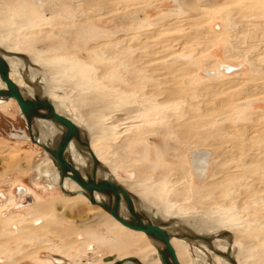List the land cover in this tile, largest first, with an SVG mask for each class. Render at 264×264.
<instances>
[{
	"label": "rangeland",
	"instance_id": "1",
	"mask_svg": "<svg viewBox=\"0 0 264 264\" xmlns=\"http://www.w3.org/2000/svg\"><path fill=\"white\" fill-rule=\"evenodd\" d=\"M94 1L0 0V45L50 68L52 98L64 99L65 106L58 104L74 119L83 117L80 122L97 125L99 133L108 129L92 145L118 178L127 181L131 174L142 189L151 185L167 214L207 211L215 212L209 218L215 220V210L222 212L223 228L237 231L238 263L264 264V0H211L213 10L199 24V16L176 0ZM224 64L241 71L222 73ZM18 109L11 103L0 110L4 264H51L46 258L53 253L76 264H101L105 252L153 256L155 247L143 234L113 226L103 211L91 215L86 203L39 178L37 167L47 155L30 140L15 139L25 131ZM120 119L117 133L108 125ZM203 158L202 179L214 176L196 196L190 185L203 182L196 167ZM163 173H169L165 180L179 173L184 178L167 191L170 184L159 182ZM20 188L30 193L20 197ZM8 199L34 206L16 211ZM37 224L41 229L34 233L14 232Z\"/></svg>",
	"mask_w": 264,
	"mask_h": 264
},
{
	"label": "bare ground",
	"instance_id": "2",
	"mask_svg": "<svg viewBox=\"0 0 264 264\" xmlns=\"http://www.w3.org/2000/svg\"><path fill=\"white\" fill-rule=\"evenodd\" d=\"M87 1H88V3L90 2V3H94V5H97V3H95L94 0H87ZM176 1L181 4V7L183 10L190 12V13H193V15H195L194 17L199 16V18H195V23H197V24L206 22L205 16L208 15L209 12L211 10H213V8H214L213 2H210L211 0L204 1V2H200L199 0H176ZM177 11H179V10H177ZM230 13H231V11L229 10V14ZM201 17H202V19H201ZM229 28L231 29V27H229ZM256 28H259V26H256ZM260 28L264 29V26L262 25V26H260ZM249 34H248L249 36L253 37L254 33H249ZM217 35H220L221 37H225V35L222 36V34H217ZM252 39H255V38H252ZM230 44L232 45V49L238 48L237 47L238 43L236 44L235 40H232L230 42ZM227 52L230 53V52H232V50L228 49ZM236 52L240 53V51H238V50ZM236 54H233L232 56H237V57L240 56V55H238V54L236 55ZM0 56L8 63V65L10 67V77H11L12 81L20 89V91L24 97L35 99L37 97L46 96L55 105L56 110L60 115L68 117L69 119L74 121L77 125H79L87 133L89 140H90V145H92V142H93L92 139L99 137L101 133L104 134L108 130V129L106 130V128L104 126L102 128L103 131L101 133H99V131H97V129H96L97 125L95 126V124H92V123L89 124V122L84 124L86 121L84 123H81V122H83V119H84L83 117H80V121H81L80 122L79 120L74 119L69 113H67L64 109H62L60 107L58 102L62 103V105H64L65 102H64V99L62 100L59 98L56 101L52 98V93H54V89H52V87L50 86V76H51V72H50L51 69L50 68H47V67L41 65V63L33 61L32 57H30L28 54L16 53L14 51L5 49L1 45H0ZM227 56H229V55H227ZM249 64H250L251 68H253L254 72H256L258 70L254 61L249 60ZM230 66H233V65H225L224 64V65L220 66V69L223 67H230ZM53 67H56V66L53 65ZM63 67H64V65H63ZM57 75H59V73ZM6 89H7L6 83L4 81H2V79L0 78V90H6ZM248 92H249V94H256V92H254L253 90H249ZM9 101H11V100H9ZM0 102L4 103V104L0 103V109L5 110L6 106L8 105L5 103H8V101H5L4 99L0 98ZM158 106L161 107V104L159 103ZM18 111L20 112V115L24 119V122L26 125V119L22 115L20 108ZM136 111H141V109L137 108L134 110H127V111H124L122 113V115H129L130 116L132 113H134ZM123 120H125V119L115 120L113 122H110L108 126L116 128V130L118 131L117 133H119V132H121V128H120L121 126H119L118 123L123 121ZM106 127H107V125H106ZM38 128L40 131V137H41L42 142L47 143L48 145H50L53 148H55L59 144L60 140L63 137H65L67 135V132H68V130L64 126L57 125V124H54L50 121H45V120H39L38 121ZM15 139L22 140V141H28V140H30V135L26 134V133L24 135H16ZM202 141H205V139H202L201 142ZM217 146H215L216 150H218L220 152L223 151L222 150L223 147L220 148L219 144H217ZM91 148H92V151L94 152V154L97 156V158L109 169V172L105 174V180L108 181L112 178V179L116 180L117 182H119L124 187H126L129 191L134 193L140 199L143 209L147 213L152 215L154 221H156L160 225L168 224V225H171L172 227H188V228L192 229L193 231H195L196 233L211 239L213 241L215 250L221 251L224 253L229 252L231 254L232 258L237 261V255H236V250H235V246H234L235 241L237 240V231L234 229H230V228H227L228 230L223 228L224 227L223 226V224H224L223 220L225 218L223 217L222 212L218 213L217 210H215L217 215H218V216L215 215L216 216L215 220H209L210 216H212L215 212L212 213V212L203 211L202 213L196 214V215L195 214L194 215L167 214V213H165L166 210H168L165 208L166 205L164 203L157 202L155 195L154 196L152 195L153 194L152 192H154V190H152L153 187L151 185H149L147 187V188L150 187V189H147V188L142 189V182L141 181H139L138 183H137V181L134 182V180L132 179L133 176L131 174L128 175L129 179H127V181L119 179L118 177H116L114 175V173L109 168L112 166L108 165L106 162H104L102 159H100L98 153L93 148V145L91 146ZM68 154L78 168H80V169L87 168L89 170L92 169L93 163H92L90 155L88 153L84 154L80 150V148L78 147L77 143L73 142L70 145V149L68 151ZM45 155H47V154L45 153ZM0 158L2 160V157H0ZM214 159L212 158L209 163H212ZM51 160L52 159L50 156H48V155L45 156V159L43 160L42 164L39 165V167H37L36 171H37L39 177H44L48 181L47 183L50 185L49 186L50 188L54 189L56 186H58L60 188V186H59L60 176H59V172H58V166L53 160L52 161ZM54 167L56 169V172H55ZM12 169H13V167H12ZM166 176H169V173H163L159 178V182H161L162 184L164 182H168V184H170V187L168 185V188L167 187H165V188L167 189V191H170V190H172L173 186H175L174 185L175 182L172 181L171 177H168L165 180L164 177H166ZM213 176H214V174L212 173L211 179H213ZM208 179L211 180L210 177L208 176L206 182H208ZM177 181H179V180H177ZM64 187L66 189L72 190V192H74L73 190H76V191L78 190L77 186L72 181H70L69 179L65 180ZM196 188H195L196 190H194V193L197 196L199 194V192L202 191L201 190L202 188L201 187H196ZM66 191L70 192L68 190H66ZM156 195H158V194H156ZM71 198H74V197H71ZM74 199H79L82 203H86V205L88 206L87 207L88 211L90 213H94V214L95 213L96 214L101 213V208L91 205L89 203V201L86 200V198L84 196L78 195V197L74 198ZM87 201L89 204L87 203ZM12 203L13 202L10 201L9 205H12ZM83 209H85V208H82L81 210H83ZM69 210H71V209H69ZM38 214L39 213H37L36 215H38ZM85 214H88V212H85ZM109 222L113 226H119L121 229H125L126 231H128L131 234L132 233L135 235L137 233L140 235L143 234L146 238L145 243H147V244L151 243V241L147 238V236L144 233H140V232L130 230V229L122 226L119 222H117L112 217L109 219ZM40 227H41V225H40ZM40 227L39 228H31V229L34 233L35 231L41 229ZM27 229H29V230H27ZM23 232H29L30 233L31 232L30 227L29 228L27 227L26 229L22 228V233ZM172 245L174 246V248L176 250V253L178 255V259H179L181 264H230V262L228 260L220 257L214 251V249H211L207 245H205L201 242H198V241L190 242L187 240L174 238V239H172ZM140 247L142 248V247H144V245L143 246L141 245ZM191 252L195 253V255H196L195 261L192 258H190L189 253H191ZM153 253H154V255L151 257L148 256L149 254L134 256V257L140 259L143 264H161L156 248H154ZM110 257L116 258L118 260V258L116 256H110ZM106 258H104L103 260H105ZM189 258H190V261H189ZM98 261L100 264V259ZM238 262L239 261H237V263ZM101 264H103V263L101 262ZM107 264H110V263H107ZM127 264H132V263H127Z\"/></svg>",
	"mask_w": 264,
	"mask_h": 264
},
{
	"label": "water",
	"instance_id": "3",
	"mask_svg": "<svg viewBox=\"0 0 264 264\" xmlns=\"http://www.w3.org/2000/svg\"><path fill=\"white\" fill-rule=\"evenodd\" d=\"M0 78L6 83L7 89L0 90V98L5 101L15 100L22 115L26 119V129L32 143L42 148L45 153L57 164L60 176V188L65 196H84L91 205L100 207L105 213L114 218L122 226L140 233H144L158 252L161 264H181L172 239H183L190 242H201L230 264H238L229 252L215 250L213 241L200 235L188 227H172L168 224L160 225L147 213L140 199L126 187L114 179L105 180L109 169L97 158L92 151L87 133L74 121L60 115L55 105L46 97L35 99L26 98L10 77V67L0 56ZM47 113V114H46ZM50 121L64 126L68 132L59 144L53 148L42 142L38 121ZM75 142L84 154H89L93 163L92 169L78 168L68 154L70 145ZM66 179L72 181L78 188L75 192H67L64 187ZM226 234V233H225ZM91 257V256H90ZM105 263L112 264H143L136 257L117 260L107 257Z\"/></svg>",
	"mask_w": 264,
	"mask_h": 264
},
{
	"label": "flooded vegetation",
	"instance_id": "4",
	"mask_svg": "<svg viewBox=\"0 0 264 264\" xmlns=\"http://www.w3.org/2000/svg\"><path fill=\"white\" fill-rule=\"evenodd\" d=\"M219 69H220V67H219ZM221 70V69H220ZM3 81V80H2ZM34 97V96H33ZM1 104H4V103H2V102H0ZM15 104V105H17L18 106V104L16 103V101H14V100H11V101H8V103H5V104H8L7 106H6V108L10 105V104ZM19 108V107H18ZM1 110V109H0ZM19 110V109H18ZM1 111H4V110H1ZM18 114H19V116H20V118L23 120V122H24V119L21 117V115H20V112L18 111ZM24 125H25V122H24ZM29 134V132H28V130L26 129V125H25V131H23V135L24 134ZM15 135H22V133L21 134H15ZM201 158V157H200ZM207 164H208V159L207 158H203L202 160L200 159V162L197 164L198 166H196V167H200L199 168V173L197 174L200 178H199V180H201V181H203V182H201V184L200 185H191V187H194V188H196V187H199V186H202L205 182H206V180H207V178L205 179H202L204 176H205V174H206V166H207ZM54 169H55V167H54ZM55 172H56V169H55ZM114 175L115 176H117L116 175V172L114 171ZM118 177V176H117ZM40 178V177H39ZM120 179V178H119ZM47 181V180H46ZM48 182V181H47ZM46 189V188H45ZM52 189V188H51ZM66 189V188H65ZM52 190H56V191H59L62 195H63V192H62V190L58 187V186H56L54 189H52ZM66 190H68V191H70V192H72V190H70V189H66ZM74 192L76 191V190H73ZM28 193H30V190H25L24 188H20V189H18V196H20V197H23V196H25L26 194H28ZM78 197V196H77ZM77 197H74V198H77ZM4 199H6L5 197H4V194L3 193H1L0 192V211H2L3 210V208H4ZM87 200V199H86ZM10 199H8V201H7V203H6V205H8L9 206V208L10 207H12L11 209H15L16 211H20V210H23L24 208H31V207H33L34 205L33 204H25V202H18L17 201V199H15V202H13L12 203V205H9L10 204ZM9 203V204H8ZM87 203H88V201H87ZM89 204V203H88ZM101 213H102V209H101ZM100 213V214H101ZM91 214H94V213H91ZM96 214V213H95ZM12 215V213L10 214H8V215H3V220L4 219H9V217ZM5 217V218H4ZM111 218V217H110ZM23 221V220H22ZM18 223V222H17ZM40 225L41 224H37L36 226H34V227H30V228H39L40 227ZM29 228V227H28ZM27 230H29V229H27ZM13 231V230H12ZM14 232H22V228L20 229H15V231ZM78 240L79 241H82V239L80 238V237H78ZM92 244H90L89 243V247L91 246ZM88 253H90L91 252V249L90 250H88L87 251ZM54 254V253H53ZM53 254H50V257L48 258H46V260L47 261H49L51 264H76V263H73V262H71V260L70 259H68V258H65V257H63V256H60V255H53ZM106 257H110V256H108V254L107 255H105ZM105 257V258H106ZM130 257H134V256H130ZM103 259V258H102ZM121 259H125V258H118V260H121ZM103 261V260H102ZM0 262L2 263V264H4V262H7L6 260H4V259H0ZM97 263V262H96ZM103 264H107V263H104V262H102ZM86 264H90V263H86Z\"/></svg>",
	"mask_w": 264,
	"mask_h": 264
},
{
	"label": "built area",
	"instance_id": "5",
	"mask_svg": "<svg viewBox=\"0 0 264 264\" xmlns=\"http://www.w3.org/2000/svg\"><path fill=\"white\" fill-rule=\"evenodd\" d=\"M222 73H226L227 75L236 74L241 71V67L239 66H230V67H223L220 70Z\"/></svg>",
	"mask_w": 264,
	"mask_h": 264
},
{
	"label": "crops",
	"instance_id": "6",
	"mask_svg": "<svg viewBox=\"0 0 264 264\" xmlns=\"http://www.w3.org/2000/svg\"><path fill=\"white\" fill-rule=\"evenodd\" d=\"M181 178H184V174L179 173V174L176 175L175 180H173V179H172V180L178 182L177 180H180ZM179 183H180V181H179ZM190 186H191V185H190ZM193 188H194V187H193ZM101 214H102V213H101ZM91 215L96 216V215H99V214H91ZM149 244H150V243H149ZM104 254L107 255L108 253L105 252ZM104 254H103V255H104Z\"/></svg>",
	"mask_w": 264,
	"mask_h": 264
}]
</instances>
